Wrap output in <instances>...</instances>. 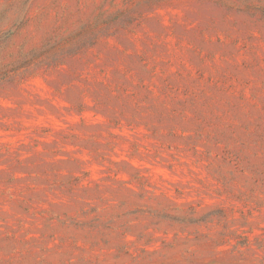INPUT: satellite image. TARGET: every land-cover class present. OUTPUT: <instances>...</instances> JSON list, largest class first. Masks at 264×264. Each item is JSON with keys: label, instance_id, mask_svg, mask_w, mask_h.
<instances>
[{"label": "rangeland", "instance_id": "rangeland-1", "mask_svg": "<svg viewBox=\"0 0 264 264\" xmlns=\"http://www.w3.org/2000/svg\"><path fill=\"white\" fill-rule=\"evenodd\" d=\"M0 264H264V0H0Z\"/></svg>", "mask_w": 264, "mask_h": 264}]
</instances>
